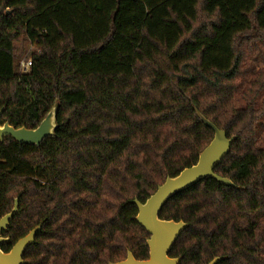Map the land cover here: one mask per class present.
Masks as SVG:
<instances>
[{
	"label": "trees",
	"instance_id": "16d2710c",
	"mask_svg": "<svg viewBox=\"0 0 264 264\" xmlns=\"http://www.w3.org/2000/svg\"><path fill=\"white\" fill-rule=\"evenodd\" d=\"M261 46L264 0H0V126L57 107L39 147L0 140V218L19 199L3 252L41 225L25 264L149 259L134 201L197 164L214 138L200 114L234 138L214 170L234 186L202 180L163 207L188 225L169 256L264 264Z\"/></svg>",
	"mask_w": 264,
	"mask_h": 264
},
{
	"label": "water",
	"instance_id": "95a60500",
	"mask_svg": "<svg viewBox=\"0 0 264 264\" xmlns=\"http://www.w3.org/2000/svg\"><path fill=\"white\" fill-rule=\"evenodd\" d=\"M57 107L53 106L43 122L36 129H15L9 123L0 126V140L5 137L12 138L18 144L34 145L39 147L46 139L54 136ZM206 126L214 132L211 143L201 152L196 165L184 169L178 176L167 178L158 187L156 192L145 203L134 201L138 208L137 222L147 231L150 238L147 241L149 247V259L136 260L132 253L121 262L111 264H179V258L169 256L176 240L187 228L183 221H164L159 218L160 211L174 197L187 191L197 183L206 179H213L224 186H234L231 180L215 174V168L229 154L234 138H228L226 132L217 128L214 124L199 114ZM19 199L16 198L12 210L0 218V264H25L23 256L25 251L35 243L36 235L41 231V225L35 227L26 236L19 239L12 249L5 253L2 250L4 244L11 242L3 233L8 230L13 217L18 214ZM222 257L213 259L209 264H218Z\"/></svg>",
	"mask_w": 264,
	"mask_h": 264
},
{
	"label": "rangeland",
	"instance_id": "374dc122",
	"mask_svg": "<svg viewBox=\"0 0 264 264\" xmlns=\"http://www.w3.org/2000/svg\"><path fill=\"white\" fill-rule=\"evenodd\" d=\"M262 50L261 53L259 54V52H256L254 55H258L259 57H261V59L264 60V46H261ZM32 50V48L30 46H27V51L19 58V66H20V62H22L23 60L27 59L28 53H30V51ZM260 60V61H263ZM259 66L260 67H264V62H259Z\"/></svg>",
	"mask_w": 264,
	"mask_h": 264
},
{
	"label": "built area",
	"instance_id": "2783aa9c",
	"mask_svg": "<svg viewBox=\"0 0 264 264\" xmlns=\"http://www.w3.org/2000/svg\"><path fill=\"white\" fill-rule=\"evenodd\" d=\"M31 66H32V61L30 58H27V59L23 60L22 62H20L21 73H23V74L28 73L31 69Z\"/></svg>",
	"mask_w": 264,
	"mask_h": 264
}]
</instances>
